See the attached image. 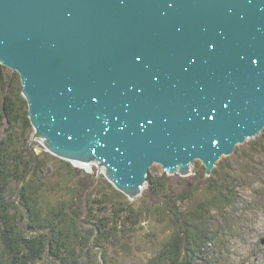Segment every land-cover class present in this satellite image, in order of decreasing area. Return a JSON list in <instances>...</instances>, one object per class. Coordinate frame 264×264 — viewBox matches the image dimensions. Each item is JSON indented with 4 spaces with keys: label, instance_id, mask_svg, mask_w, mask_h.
<instances>
[{
    "label": "water",
    "instance_id": "obj_1",
    "mask_svg": "<svg viewBox=\"0 0 264 264\" xmlns=\"http://www.w3.org/2000/svg\"><path fill=\"white\" fill-rule=\"evenodd\" d=\"M0 65L46 151L130 200L264 131V0H0Z\"/></svg>",
    "mask_w": 264,
    "mask_h": 264
},
{
    "label": "trees",
    "instance_id": "obj_2",
    "mask_svg": "<svg viewBox=\"0 0 264 264\" xmlns=\"http://www.w3.org/2000/svg\"><path fill=\"white\" fill-rule=\"evenodd\" d=\"M18 78L0 65L4 100L0 122H6L4 137L0 139V264H41L45 256L50 258V264H141L142 260L133 263L130 254L132 249H142L141 240L146 235L159 252L166 249L167 254L157 257L165 259L162 262L181 264L180 254L197 260L204 256L207 242L214 240V235L207 224L190 228V220L202 221L208 210L234 207L233 193L214 181L205 184L206 181L199 180L203 169L197 171L194 184L189 180L179 183L182 185L179 191L166 175L168 181H157L149 173L147 184L154 203L143 196L132 204L105 179L84 173L42 147L26 145V133L31 126ZM9 129L13 135L7 133ZM226 167L214 174L222 175ZM95 186L96 196L104 197V208L110 218L98 216L102 203L98 205L89 199V189ZM199 190L200 193H194ZM181 191L184 194L179 201L188 211L174 201L173 194ZM126 211L127 218L133 220L136 216L135 225L148 233L139 236L131 221L120 220ZM85 225L92 228H84ZM180 234L185 235L183 241ZM189 244L195 249L191 250ZM108 247L114 250L112 254ZM123 248L131 252L115 262V256Z\"/></svg>",
    "mask_w": 264,
    "mask_h": 264
},
{
    "label": "rangeland",
    "instance_id": "obj_3",
    "mask_svg": "<svg viewBox=\"0 0 264 264\" xmlns=\"http://www.w3.org/2000/svg\"><path fill=\"white\" fill-rule=\"evenodd\" d=\"M6 69L8 74H15V72H12L10 69ZM18 79L20 94L26 101L22 94L20 78ZM3 101V93L0 91V111ZM28 109L29 107L27 104V116L31 128L26 133V145L31 146V144H34V146L37 145L45 150L42 140L40 138H34L35 128H33L31 123ZM5 127L6 122L5 120H2L0 122V139L4 137L3 130ZM7 133L13 135L12 130L10 129ZM18 136L20 135L18 134ZM81 165L82 164H76L72 166L82 170L88 175L99 177V179H105L102 169L96 164L85 165L89 169ZM222 166L230 167H226L224 169L225 172L222 175L218 174V172L214 174L215 170L221 172ZM201 169L200 161L197 160L192 166L191 172L186 175V177L176 179V174L166 176L173 187L174 185L179 187L176 188V190L179 191V189H182V185L179 183H186V181L189 180L190 184H194L193 180L196 178L195 175L197 174V171ZM216 177L217 179H215ZM152 178H158L156 179L157 181L162 179L167 180L165 176H162V171L153 174ZM199 180L206 181L205 184L214 181L219 185L224 186L226 190H229V192L236 196V200L234 202V207L232 208L228 207L218 211L208 210L207 216H203L202 221L196 222L195 220H190V228H192L195 224L199 225L201 228L203 224H207L208 230L214 235L212 236L214 240L207 242V251L204 253V256L200 258V260L195 259L196 257L184 258V256L180 254V258L182 260L181 264H264V131L243 144L235 147L233 153L229 155V157H222L221 160L216 163V166L212 169L211 173L207 174V179H205L203 175L202 178H199ZM97 192L96 186L91 188V191L89 189V199L91 202L98 205L99 203H102V212L98 216H102V218H110L108 211L104 208L106 205L104 197H102L101 194L96 196ZM200 192L201 190L194 193ZM177 194H173L174 201L178 202V205L182 204V206H185V209L188 211V207L179 201V198L184 194V192L181 191ZM143 196L148 198L151 204L154 203V200L151 199L149 194L148 184L143 188L141 194L135 200L130 201L134 204ZM118 214L120 213L118 212ZM115 216H117V214H115ZM127 217H129V213L126 211L120 220L122 219L124 222L131 221V225L133 224V226L136 227L137 232H139V236H141V234L148 233L146 229L138 228L139 224L135 225L137 222L136 216L133 220ZM86 227H89V229L92 228L89 225H85L84 228ZM186 229L187 227L185 230ZM194 234L197 235L196 233ZM147 238H149V236L146 235V238H143V241L141 240V246H143L142 249H132L131 252L123 248L118 252L119 254L115 256L116 259L114 261H118V258H124L129 252H131L130 256H133V263H137L138 260H142L141 264H143V261L147 260V263L144 264H151L154 262L169 264V261H163V263L161 260L165 259L157 258L163 253L167 254L166 249L162 248L159 252V250L155 248L157 245L150 243ZM180 238L183 241V239H185V235L180 234ZM177 241L179 242V239H177ZM189 246L191 250L195 249V246L191 244H189ZM182 248L183 247H181L180 250ZM111 250L114 252L113 249H109L110 254H112ZM129 260L130 259H128L127 263H129ZM41 264H50V258L45 256Z\"/></svg>",
    "mask_w": 264,
    "mask_h": 264
},
{
    "label": "bare ground",
    "instance_id": "obj_4",
    "mask_svg": "<svg viewBox=\"0 0 264 264\" xmlns=\"http://www.w3.org/2000/svg\"><path fill=\"white\" fill-rule=\"evenodd\" d=\"M46 150V149H45ZM75 164H79L80 165V163H75ZM85 165H89V164H82L81 166H84V167H86L87 168V166H85ZM97 165V164H96ZM87 169H89V168H87ZM192 174V173H191ZM146 184H147V177H146V182H145Z\"/></svg>",
    "mask_w": 264,
    "mask_h": 264
}]
</instances>
